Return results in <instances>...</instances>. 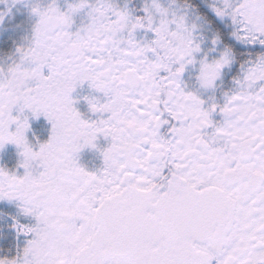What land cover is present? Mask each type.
<instances>
[{"label": "snow or ice", "instance_id": "obj_1", "mask_svg": "<svg viewBox=\"0 0 264 264\" xmlns=\"http://www.w3.org/2000/svg\"><path fill=\"white\" fill-rule=\"evenodd\" d=\"M0 264H264V0H0Z\"/></svg>", "mask_w": 264, "mask_h": 264}, {"label": "flooded vegetation", "instance_id": "obj_2", "mask_svg": "<svg viewBox=\"0 0 264 264\" xmlns=\"http://www.w3.org/2000/svg\"><path fill=\"white\" fill-rule=\"evenodd\" d=\"M86 162H92L90 155L86 154L84 157Z\"/></svg>", "mask_w": 264, "mask_h": 264}]
</instances>
